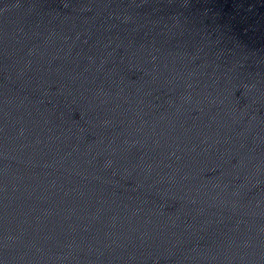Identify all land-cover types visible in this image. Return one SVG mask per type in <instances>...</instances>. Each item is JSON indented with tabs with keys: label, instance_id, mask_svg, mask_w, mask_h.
<instances>
[{
	"label": "water",
	"instance_id": "water-1",
	"mask_svg": "<svg viewBox=\"0 0 264 264\" xmlns=\"http://www.w3.org/2000/svg\"><path fill=\"white\" fill-rule=\"evenodd\" d=\"M0 264H264V0H0Z\"/></svg>",
	"mask_w": 264,
	"mask_h": 264
}]
</instances>
